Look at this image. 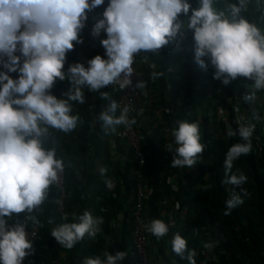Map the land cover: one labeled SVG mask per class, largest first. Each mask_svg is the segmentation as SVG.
<instances>
[{
  "label": "trees",
  "instance_id": "obj_1",
  "mask_svg": "<svg viewBox=\"0 0 264 264\" xmlns=\"http://www.w3.org/2000/svg\"><path fill=\"white\" fill-rule=\"evenodd\" d=\"M224 1L239 5V0ZM259 1L250 0V11L254 14L246 16L247 22L256 28L264 25V6L260 7ZM108 2L104 0L102 6L87 13L86 26L80 33L83 43L74 42V50L67 54L65 72L75 63L88 67L87 62L96 55L107 59L100 43L107 36L102 32L94 37L92 29L96 21L103 19ZM188 3L192 8L199 7V0H188ZM213 4L225 9L220 0H213ZM183 17L181 13L179 18L187 23ZM240 17L243 18L242 13ZM193 48V35L186 32L158 53L141 52L135 57L137 79L146 82V87L141 89L143 99L133 116L139 150L145 159L141 172L146 193L141 215L149 223L162 218L164 210L169 212L168 221L172 220L173 225L166 240L175 264H189L186 258L181 259L172 251L171 240L176 233L187 240L189 250H195L196 264H264V111L250 99L245 100L251 91L249 80L244 77L227 86L217 80L209 92L211 85L206 82V70L194 62ZM179 49L184 51L183 56ZM0 71H4L2 66ZM154 71L162 73L155 81L151 78ZM9 75L13 79L18 77L17 73ZM70 88L67 79L57 80L51 94L67 99ZM101 92H107L110 99H103L99 92H90L85 87L84 103L70 102L72 114L80 116L75 130L64 133L49 127L47 135L40 137L43 147L54 149L56 159L63 161V212L58 211L57 202L61 193L51 184L44 203L38 208L5 217L9 226L29 227L39 222L37 237L30 240L32 250L25 257L26 264H83L89 257L104 258L106 252L115 255V244H131L139 167L134 149L116 137L120 126L115 132L108 130L105 134L99 120L100 112L107 109L111 100L118 102L123 90L118 85H109ZM228 98L232 104L226 103ZM119 114L117 109L115 115ZM238 117L254 124L255 130L251 152L241 156L233 166V173L239 169L247 176V182L235 187L222 181L227 150L235 143H244L238 135L227 137L229 126L233 130L237 128ZM177 120L200 124L205 150L192 168L171 167L175 155L171 130L178 127ZM168 145L172 146L171 150ZM102 167L107 169L103 176ZM107 179L113 180L112 189L107 188ZM232 192L240 194L244 203L225 216V202ZM85 211L103 218L100 232L95 238L86 234L72 249H65L51 235L52 230L62 223L75 222L74 216ZM150 237L154 242L159 241L153 235ZM120 264H138L133 248Z\"/></svg>",
  "mask_w": 264,
  "mask_h": 264
},
{
  "label": "clouds",
  "instance_id": "obj_2",
  "mask_svg": "<svg viewBox=\"0 0 264 264\" xmlns=\"http://www.w3.org/2000/svg\"><path fill=\"white\" fill-rule=\"evenodd\" d=\"M220 1L225 4L224 10L214 8L213 0H199L198 8H192L188 0H109L103 19L96 21L92 29L94 37L106 34L100 43L107 59L96 55L87 62L88 67L75 63L65 72L67 54L74 50V42L83 43L80 33L86 26L87 13L102 6L104 0H0V66L4 69L0 71V264H23L31 254L32 242L27 239L25 227L9 226L5 217L30 213L44 203L58 171H63V161L56 159L54 149L43 147L40 137L47 135L49 127L64 133L77 128L80 116L72 114L70 102L83 104L85 87L109 100L108 93L101 89L118 85L123 90L132 84V66L138 54L158 53L178 36L191 32L194 62L206 70L210 89L217 80L227 86L244 77L249 80L250 90L252 86L264 90V25L256 28L247 22L246 16L253 13L250 0H239V5ZM181 13L187 23L179 18ZM180 51L183 56L184 51ZM10 73L18 77L13 79ZM161 74L152 72V80ZM65 79L71 88L67 99H60L51 90L57 80ZM135 87L144 89L146 82L139 81ZM118 107L111 100L99 115L105 134L120 126L116 137L123 126L134 125L136 131L129 108L123 107L117 116ZM176 124L178 127L171 130L176 145L171 167L192 168L205 150L200 124L180 120ZM236 124L235 130L228 127L227 137L238 135L244 143H235L227 150L222 183L240 187L248 178L239 169L233 173V166L251 152L255 125L244 117H238ZM119 139L128 145L125 138ZM167 148L171 150L172 146ZM106 171L100 168L101 176ZM105 183L109 189L114 187L112 179ZM243 203L241 195L232 192L225 202L224 215ZM73 219L75 222L62 223L51 232L69 250L86 234L95 238L104 223L102 217H94L89 211ZM169 224L154 219L144 225L145 233L159 240L169 234ZM171 246L181 259L196 264L195 250L187 248V240L179 233L173 235ZM126 256L127 252H106L104 258L89 257L83 264H120Z\"/></svg>",
  "mask_w": 264,
  "mask_h": 264
},
{
  "label": "built area",
  "instance_id": "obj_3",
  "mask_svg": "<svg viewBox=\"0 0 264 264\" xmlns=\"http://www.w3.org/2000/svg\"><path fill=\"white\" fill-rule=\"evenodd\" d=\"M133 67V74L131 76L132 84H130L128 87L123 89L122 95L117 102L120 107L118 109L121 111V109L125 106L129 108V118L132 119L134 116V113L137 110V107L139 106L140 102L143 99L142 91L139 88H136L135 85L138 83L137 74L134 65ZM208 83V80H206ZM211 89H209L210 91ZM217 95L220 96L219 90H217ZM250 100L254 103L253 105L255 107H258L264 111V90H255L252 86L250 90ZM259 92L260 94H258ZM226 103L231 102V98H228L226 100ZM239 103H237L238 105ZM118 136L121 138H125L128 145H130L134 149V156L138 162V171H137V187H136V197H137V203L134 208L133 212V226L131 230V243L133 248V257L137 260L138 264H149L148 256L146 252L148 237L145 233L144 228V221L142 218V210L144 207V199H145V193H146V185H145V179L142 175V167L144 165V156L142 153H140L139 150V137L135 131L134 125H132L130 128L122 127V129L118 132ZM174 146H176L174 144ZM55 185L61 195L57 202L59 203L58 211L63 212V196H64V186H63V176L62 171H58V179L52 183ZM25 227V226H24ZM26 235L28 240L35 239L37 237L38 231H39V222H33L29 227H25ZM23 264L25 263V258L23 261Z\"/></svg>",
  "mask_w": 264,
  "mask_h": 264
},
{
  "label": "crops",
  "instance_id": "obj_4",
  "mask_svg": "<svg viewBox=\"0 0 264 264\" xmlns=\"http://www.w3.org/2000/svg\"><path fill=\"white\" fill-rule=\"evenodd\" d=\"M261 1V0H260ZM172 182V181H171ZM169 212L167 210L163 211L162 218L160 220H163L165 223L169 224ZM148 222L144 220V225ZM170 226L173 225L172 220L169 224ZM148 234V243H147V255L150 261V264H175V261L172 259L171 256V250L169 248V242H167L166 237H163L159 239L158 242H154L151 239V234ZM121 247H123V251H121ZM114 253L117 252H127V255H130L131 253V244L127 243L123 246H120V244H115V248L113 249ZM66 255V254H65ZM62 257L64 258V253L62 254Z\"/></svg>",
  "mask_w": 264,
  "mask_h": 264
},
{
  "label": "rangeland",
  "instance_id": "obj_5",
  "mask_svg": "<svg viewBox=\"0 0 264 264\" xmlns=\"http://www.w3.org/2000/svg\"><path fill=\"white\" fill-rule=\"evenodd\" d=\"M258 5H259L260 7L264 6V0L259 1V2H258ZM213 6L216 7L215 4H213Z\"/></svg>",
  "mask_w": 264,
  "mask_h": 264
}]
</instances>
